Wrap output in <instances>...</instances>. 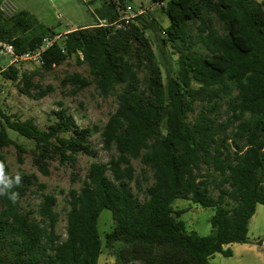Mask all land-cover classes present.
<instances>
[{
  "label": "trees",
  "instance_id": "16d2710c",
  "mask_svg": "<svg viewBox=\"0 0 264 264\" xmlns=\"http://www.w3.org/2000/svg\"><path fill=\"white\" fill-rule=\"evenodd\" d=\"M157 1L167 27L142 14L117 28L127 0H86L98 5V23L68 31L43 53L44 72L76 58L102 96H116L103 127L80 128L61 110L43 130L0 106V161L9 175L15 174L2 150H26L8 129L33 142L34 164L45 176L54 161L96 156V134L110 153L107 162L91 163L80 189L67 193L65 238L56 232L57 198L42 192L37 207L27 208L33 187L45 186L19 173L18 201L0 197V264H99L104 250L115 264H213L218 253L232 256L227 245L249 242L250 220L264 205V0ZM148 32L162 55L170 45L178 56L167 83ZM58 34L26 11L7 16L0 8V40L18 55ZM1 75L19 81L20 92L34 100L52 90L17 65ZM65 82L78 90L92 85L79 73ZM179 199L214 210L209 235L187 229L180 219L187 209L174 207ZM104 210L114 225L103 239Z\"/></svg>",
  "mask_w": 264,
  "mask_h": 264
},
{
  "label": "rangeland",
  "instance_id": "374dc122",
  "mask_svg": "<svg viewBox=\"0 0 264 264\" xmlns=\"http://www.w3.org/2000/svg\"><path fill=\"white\" fill-rule=\"evenodd\" d=\"M11 1L19 10L30 13L39 22L50 27L56 33H61L60 42L64 39L65 31L98 23L97 15L94 13V9L98 5L88 6L86 0ZM127 2H132L138 10L143 9L144 14L155 18L160 26L167 27L169 25L167 17L160 12L161 4L157 0H127ZM121 4L125 5L124 2H121ZM147 34L152 39L158 61L163 69L165 83H167L168 70L171 68L174 73H177L179 69L178 56L173 54L170 45L166 46V55H162L155 44L154 35L150 32ZM10 61V56L0 52V106L5 113L17 116L21 120L33 119L40 129L45 130L52 125L55 122V113L61 110L66 111L80 128H92L95 125L103 127L117 108L116 96H102L97 85L93 82V77L90 75L87 65L79 64L76 58L67 60L51 72H44L39 66L32 63L17 64L22 73L35 74V83L42 85L44 88L52 89L49 95L41 100H34L23 95L19 90V81L6 80L1 75V71L9 66ZM76 73L87 78L92 82V85L84 90H78L74 85L66 84V78ZM199 109L201 108L199 107ZM225 109V106L221 109L222 120H225ZM193 118L194 115H191L190 121ZM8 133L13 140L26 150L25 153H20L15 146L2 150L1 153L6 157L10 172L13 174H34L38 177L39 182L45 186L43 191L33 187V192L29 193L25 199L27 208L37 207L41 201L40 194L42 192L54 195L57 198L56 211L59 214L56 232L65 238L68 212L67 193L71 189H80L91 163L107 162L110 153L103 148L100 135L96 134L91 139L96 156L80 155L75 164H61L59 161H54L49 166L50 174L45 176L34 164L33 151L35 146L33 142L11 129H8ZM134 166L137 173H139L141 169L139 160L134 161ZM214 195L217 196L218 192H214ZM174 207L175 209H187V212L180 219L185 222L189 231H196L202 236L211 233L210 218L214 214L212 208H203L182 199L176 200ZM113 222L111 212L104 210L98 221L103 239L106 233L111 231L114 225ZM105 254V257H108L106 250ZM211 261L213 264H242L243 259L239 254L234 257H224L221 254H216Z\"/></svg>",
  "mask_w": 264,
  "mask_h": 264
},
{
  "label": "built area",
  "instance_id": "2783aa9c",
  "mask_svg": "<svg viewBox=\"0 0 264 264\" xmlns=\"http://www.w3.org/2000/svg\"><path fill=\"white\" fill-rule=\"evenodd\" d=\"M0 8L7 16H12L19 10L11 0H3ZM142 14H144L143 9L138 10L132 2H128L125 4L120 20L114 23V25L117 28L126 27L128 26V24L134 22V20ZM61 36V34L55 36H46L43 39L42 45L38 49L25 52L21 55H18L16 53L15 46L12 43L0 40V52L2 54L10 56L11 61L9 63V66L21 63H32L36 66L42 67L44 65L43 53L48 48L53 46L56 42H58Z\"/></svg>",
  "mask_w": 264,
  "mask_h": 264
},
{
  "label": "crops",
  "instance_id": "0c3cea01",
  "mask_svg": "<svg viewBox=\"0 0 264 264\" xmlns=\"http://www.w3.org/2000/svg\"><path fill=\"white\" fill-rule=\"evenodd\" d=\"M77 28L79 27L69 29L65 31L64 34H66L68 31ZM248 236V243L230 244L227 245L225 249L229 248L232 251L231 257H234L235 255L239 254L240 257H242L243 259L242 264H255L256 261L258 264H264V205L262 204L257 205L256 213L250 220ZM105 256L106 254L104 250L99 259V264H115V259L113 256L109 254L108 257ZM215 256L216 255H214V257ZM213 258L211 260H213Z\"/></svg>",
  "mask_w": 264,
  "mask_h": 264
},
{
  "label": "clouds",
  "instance_id": "9594fccd",
  "mask_svg": "<svg viewBox=\"0 0 264 264\" xmlns=\"http://www.w3.org/2000/svg\"><path fill=\"white\" fill-rule=\"evenodd\" d=\"M22 178L19 173L14 176L9 175L6 172L5 164L0 161V197L6 196L13 204H15L19 199V193L13 191L21 185Z\"/></svg>",
  "mask_w": 264,
  "mask_h": 264
}]
</instances>
